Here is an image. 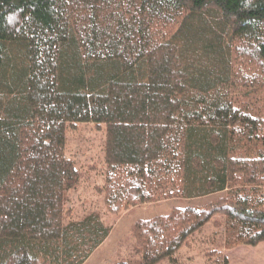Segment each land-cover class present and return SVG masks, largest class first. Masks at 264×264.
I'll use <instances>...</instances> for the list:
<instances>
[{
  "label": "trees",
  "instance_id": "1",
  "mask_svg": "<svg viewBox=\"0 0 264 264\" xmlns=\"http://www.w3.org/2000/svg\"><path fill=\"white\" fill-rule=\"evenodd\" d=\"M118 2L0 0V264H86L112 232L99 214L66 222L79 181L64 156L68 124L107 125V162L129 170L112 198L120 208L159 201L162 174L174 187L165 199L228 192L139 224L138 264L171 259L216 214L227 248L264 242V193L235 189L264 185V151L238 156L261 119L230 93L234 46L264 63V0Z\"/></svg>",
  "mask_w": 264,
  "mask_h": 264
},
{
  "label": "rangeland",
  "instance_id": "2",
  "mask_svg": "<svg viewBox=\"0 0 264 264\" xmlns=\"http://www.w3.org/2000/svg\"><path fill=\"white\" fill-rule=\"evenodd\" d=\"M114 1L119 4L118 0ZM131 11L128 19L131 18ZM180 18L176 16L173 23L163 24L157 38L164 41V37L175 33L180 26ZM232 61L236 86L230 90L231 97L242 108L250 109L248 111L251 115L261 119L259 123L262 130L258 140L242 148L238 156L257 159L258 153L264 151V63L251 59L248 50H241L238 46H234ZM108 139L105 124L67 125L64 156L75 165L79 181L67 195L66 222L99 214L105 225L112 228L107 241L86 264L141 263L144 251L135 236L139 224L159 217L167 218L188 209H204L228 199V192L192 200L177 197L165 199L174 193V187L162 174L153 185L155 200L159 201L129 208L122 205L120 208L112 198L117 193L124 194L122 190L129 187V170L122 167L115 171L108 164ZM235 186V189L243 192L255 189L254 201L261 200L258 196L264 193V185H247L242 179ZM119 188L122 189L120 192L117 191ZM227 224L226 216L216 214L200 232L190 236L171 259L164 258L157 264H264V242L257 246L238 245L227 248Z\"/></svg>",
  "mask_w": 264,
  "mask_h": 264
},
{
  "label": "crops",
  "instance_id": "3",
  "mask_svg": "<svg viewBox=\"0 0 264 264\" xmlns=\"http://www.w3.org/2000/svg\"><path fill=\"white\" fill-rule=\"evenodd\" d=\"M89 260H90V259H89ZM89 260H88V261H89ZM88 261H87V262H88Z\"/></svg>",
  "mask_w": 264,
  "mask_h": 264
}]
</instances>
